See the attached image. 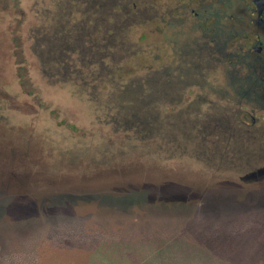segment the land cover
I'll use <instances>...</instances> for the list:
<instances>
[{
	"label": "rangeland",
	"instance_id": "1",
	"mask_svg": "<svg viewBox=\"0 0 264 264\" xmlns=\"http://www.w3.org/2000/svg\"><path fill=\"white\" fill-rule=\"evenodd\" d=\"M52 1L0 0V142L24 155L0 166V264H264V180L212 173L176 127V117L212 112L208 92H224L208 72L224 52L201 35L205 23L176 19L183 30L164 35L173 41L166 48L143 14L150 3L162 15L171 4L143 0L136 11L144 19L135 14L138 22L121 30L139 54L127 64L138 67L133 74L162 66V94L119 113L105 104L108 86L94 100L75 80L43 71L34 39ZM115 111L129 126L111 122ZM217 129L218 145L230 146ZM10 173L24 182L18 200L6 188Z\"/></svg>",
	"mask_w": 264,
	"mask_h": 264
},
{
	"label": "flooded vegetation",
	"instance_id": "2",
	"mask_svg": "<svg viewBox=\"0 0 264 264\" xmlns=\"http://www.w3.org/2000/svg\"><path fill=\"white\" fill-rule=\"evenodd\" d=\"M168 1L171 7L165 8L164 15L157 13L155 3L149 4L150 12L143 14H146L145 19L138 15L139 19H144V23L152 21L155 29L160 28L159 36L164 47L170 48L173 43L164 35L183 30L175 25L176 19L193 17L195 23H205L206 26L203 24L200 32L201 35L210 37L212 48L219 54L224 52L222 61H215L213 58L208 63L210 78L213 81L220 79L224 83V92H208V96H212L208 101L212 112L208 115L176 117V122H180L176 127L180 129L181 139L191 140L193 145L199 146L194 150L195 156L201 163L209 166L208 169L214 174L229 176L227 170L249 168L258 161H264V0H218L197 8L192 4H196L198 0L193 3L190 0ZM141 35L146 37V34ZM166 42H169V46ZM200 46L203 47L204 44ZM221 102L224 104L220 105ZM170 128L175 126L171 125ZM192 128L198 130L189 134L187 131ZM217 128L225 129L229 134L233 141L230 146L225 142L222 144L224 147L218 145L215 134ZM169 139L173 140L175 137ZM204 144H208V147L215 144L216 147L209 149ZM243 144L247 147H243ZM226 147L228 148L225 150ZM19 151L18 145L7 146L0 142V157L5 160L0 162V166L22 160L24 155ZM148 165L151 174L152 166L150 163ZM133 169L135 167L129 168L131 174ZM10 174L5 180L6 188L17 193L15 199L18 200L25 192L20 184L21 180ZM18 176L20 178L21 175ZM26 187L29 190L27 192L32 193V186Z\"/></svg>",
	"mask_w": 264,
	"mask_h": 264
},
{
	"label": "trees",
	"instance_id": "3",
	"mask_svg": "<svg viewBox=\"0 0 264 264\" xmlns=\"http://www.w3.org/2000/svg\"><path fill=\"white\" fill-rule=\"evenodd\" d=\"M52 2L51 10H46L48 16L45 14L47 23L39 24L40 30L36 28L38 34L34 39L37 46L35 51L40 50L36 55L41 58V67L51 81L75 80L73 83L86 89L90 99L94 100L97 98V89H105L108 86L105 104L109 110L117 107L119 113L120 109L123 106L127 108L129 103L136 108L139 104L150 101V96L161 97L164 84L162 66L151 68L142 64L143 66H139L142 73L133 74L132 71L138 67L130 68L127 64L131 58L139 55L134 44L129 43L127 31L128 25L138 22L134 15L138 16L136 10L143 0ZM90 19L92 24L88 27ZM122 28L127 31L123 33ZM141 38L143 35L138 39ZM46 55L50 58V65L46 62ZM116 80L121 81L115 83ZM124 112L127 113L128 110H122L121 114L125 115ZM110 113L112 123L116 119V124L122 128L129 126L128 117L122 118L117 112ZM12 176L17 180L21 178L16 177V173ZM23 183L21 179V186Z\"/></svg>",
	"mask_w": 264,
	"mask_h": 264
},
{
	"label": "water",
	"instance_id": "4",
	"mask_svg": "<svg viewBox=\"0 0 264 264\" xmlns=\"http://www.w3.org/2000/svg\"><path fill=\"white\" fill-rule=\"evenodd\" d=\"M237 177L244 183H254L264 180V164L258 163L252 167L234 170Z\"/></svg>",
	"mask_w": 264,
	"mask_h": 264
}]
</instances>
